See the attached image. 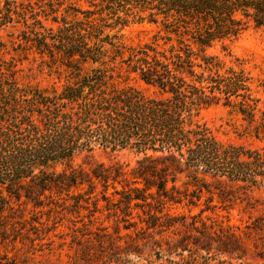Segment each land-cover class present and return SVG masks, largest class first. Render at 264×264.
<instances>
[{"label": "trees", "instance_id": "1", "mask_svg": "<svg viewBox=\"0 0 264 264\" xmlns=\"http://www.w3.org/2000/svg\"><path fill=\"white\" fill-rule=\"evenodd\" d=\"M64 1L0 0V32L23 26L13 50H33L66 73L59 90H41L18 83L14 61L0 65V212L6 197L40 207L52 193L68 195L84 181L119 183L125 172L117 164H99L89 178L70 167L75 157L96 151L133 154L124 200L159 213L166 204L193 205L209 181L264 190L263 148L223 143L190 122L193 112L221 105L264 140V102L252 79L206 54L250 26L264 32V0H88L87 10L60 11ZM144 20L160 24L163 34L125 46L121 31ZM120 72L155 95L116 86ZM149 218L154 227L157 218Z\"/></svg>", "mask_w": 264, "mask_h": 264}, {"label": "rangeland", "instance_id": "2", "mask_svg": "<svg viewBox=\"0 0 264 264\" xmlns=\"http://www.w3.org/2000/svg\"><path fill=\"white\" fill-rule=\"evenodd\" d=\"M87 1L65 0L60 11L69 5L73 9L87 10ZM43 25L55 27L50 22ZM22 30L21 24H15L0 32L4 45L0 48L1 68L14 61L19 84L59 90L66 82L63 67L51 65L47 58L41 59L33 50H13L11 41ZM157 31L163 34L160 24L144 20L130 23L120 34L128 47L149 41ZM206 54L217 57L225 66L243 69L252 79L256 96L264 102L263 30L250 26L237 38L206 48ZM118 75L113 81L116 86L132 87L149 97L155 95L153 89L133 75L127 80L124 73ZM190 122L204 125L223 143L264 149V140L253 137L252 127L221 105L193 112ZM135 160L127 151L81 154L73 159L70 167L84 176L91 177L99 164L106 167L117 164L125 176L119 183L109 182L107 187L94 179L91 186L84 181L68 195L52 193L51 201H44L40 207L23 196L19 200L6 197L7 205L0 212V264H188L193 258H196L193 264L221 261L264 264L263 189L246 191L209 181L207 188L198 193L199 201L193 205L166 204L159 213L157 209L136 207L135 202L126 204L124 200ZM61 169L59 167L58 171ZM178 185L181 190L185 189ZM191 190L188 187V191ZM153 215L157 218L153 219L156 225L150 227L147 223L152 222L149 217ZM193 221L196 230L191 226ZM165 223L171 227L158 226ZM205 249L210 250L208 255ZM201 257L213 260L204 262ZM114 258L120 261L115 263Z\"/></svg>", "mask_w": 264, "mask_h": 264}]
</instances>
